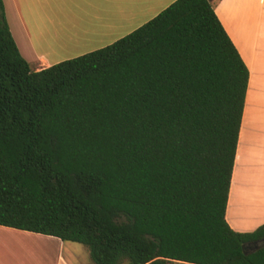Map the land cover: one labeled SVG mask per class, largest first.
Wrapping results in <instances>:
<instances>
[{
    "label": "trees",
    "instance_id": "trees-1",
    "mask_svg": "<svg viewBox=\"0 0 264 264\" xmlns=\"http://www.w3.org/2000/svg\"><path fill=\"white\" fill-rule=\"evenodd\" d=\"M249 71L212 0L33 71L0 0V226L94 264H264L225 219Z\"/></svg>",
    "mask_w": 264,
    "mask_h": 264
},
{
    "label": "crops",
    "instance_id": "crops-1",
    "mask_svg": "<svg viewBox=\"0 0 264 264\" xmlns=\"http://www.w3.org/2000/svg\"><path fill=\"white\" fill-rule=\"evenodd\" d=\"M174 1L2 3L20 54L33 71H38L121 39ZM212 1L215 14L249 71L225 219L233 230L250 232L264 224V0ZM64 242L69 241L0 226V264H72L63 254ZM6 249L15 252L11 258L1 253ZM75 264L86 263L80 260Z\"/></svg>",
    "mask_w": 264,
    "mask_h": 264
},
{
    "label": "rangeland",
    "instance_id": "rangeland-1",
    "mask_svg": "<svg viewBox=\"0 0 264 264\" xmlns=\"http://www.w3.org/2000/svg\"><path fill=\"white\" fill-rule=\"evenodd\" d=\"M253 169H252L253 172L257 171ZM51 244H54V243L51 242ZM62 251H63V254L66 260H68L72 264H75V262L80 261V260H82L86 264H94L92 260L90 259L88 248L82 244H78L74 242H64ZM1 253H4L5 258H11L13 253L15 252L9 249H6V250H1ZM1 258L2 256H0V259ZM176 264H188V263L176 262Z\"/></svg>",
    "mask_w": 264,
    "mask_h": 264
},
{
    "label": "water",
    "instance_id": "water-1",
    "mask_svg": "<svg viewBox=\"0 0 264 264\" xmlns=\"http://www.w3.org/2000/svg\"><path fill=\"white\" fill-rule=\"evenodd\" d=\"M262 246H264V238H262L261 240H258V241H253V242L243 244L242 250L245 254H248V253H251L255 250H258Z\"/></svg>",
    "mask_w": 264,
    "mask_h": 264
}]
</instances>
